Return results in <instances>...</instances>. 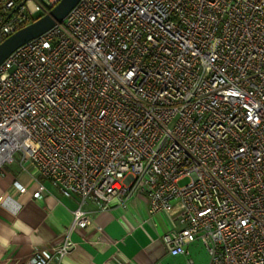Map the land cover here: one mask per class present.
Segmentation results:
<instances>
[{"label": "built area", "instance_id": "built-area-1", "mask_svg": "<svg viewBox=\"0 0 264 264\" xmlns=\"http://www.w3.org/2000/svg\"><path fill=\"white\" fill-rule=\"evenodd\" d=\"M58 1L0 0V41ZM16 162L78 197L29 264H59L88 203L137 196L171 255L264 264V0H79L0 64V173Z\"/></svg>", "mask_w": 264, "mask_h": 264}, {"label": "crops", "instance_id": "crops-1", "mask_svg": "<svg viewBox=\"0 0 264 264\" xmlns=\"http://www.w3.org/2000/svg\"><path fill=\"white\" fill-rule=\"evenodd\" d=\"M14 181L27 190L19 192ZM38 182L46 192L33 198ZM0 195V264H29L34 247L62 241L78 200L77 195H62L46 178L35 177L17 162L0 173ZM87 208L91 224L71 232L75 246L59 264H166L167 259L173 264L186 258L197 244L187 246L188 254L171 255L163 241L172 229L170 215L161 211L149 215L139 196L125 206L97 209L88 203Z\"/></svg>", "mask_w": 264, "mask_h": 264}, {"label": "water", "instance_id": "water-1", "mask_svg": "<svg viewBox=\"0 0 264 264\" xmlns=\"http://www.w3.org/2000/svg\"><path fill=\"white\" fill-rule=\"evenodd\" d=\"M79 0H59L48 12L20 27L0 41V64L19 46L60 22Z\"/></svg>", "mask_w": 264, "mask_h": 264}, {"label": "rangeland", "instance_id": "rangeland-1", "mask_svg": "<svg viewBox=\"0 0 264 264\" xmlns=\"http://www.w3.org/2000/svg\"><path fill=\"white\" fill-rule=\"evenodd\" d=\"M20 157V152L15 154L16 160ZM188 181V179H184L180 182V184H184ZM166 264H172L171 259H167L165 261ZM173 264H209V255L206 248L200 241H197V244L191 247V251L189 255Z\"/></svg>", "mask_w": 264, "mask_h": 264}]
</instances>
